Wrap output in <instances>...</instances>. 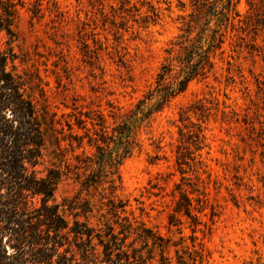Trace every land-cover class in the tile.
I'll list each match as a JSON object with an SVG mask.
<instances>
[{
	"label": "rangeland",
	"instance_id": "1",
	"mask_svg": "<svg viewBox=\"0 0 264 264\" xmlns=\"http://www.w3.org/2000/svg\"><path fill=\"white\" fill-rule=\"evenodd\" d=\"M12 1L18 71L59 121L38 166L65 171L57 200L102 174L167 231L187 193L203 264H264V0Z\"/></svg>",
	"mask_w": 264,
	"mask_h": 264
},
{
	"label": "trees",
	"instance_id": "2",
	"mask_svg": "<svg viewBox=\"0 0 264 264\" xmlns=\"http://www.w3.org/2000/svg\"><path fill=\"white\" fill-rule=\"evenodd\" d=\"M0 5V31L9 36L7 47L0 44V264H203L195 229L190 235L182 229V215L199 223L187 193L169 214L167 231L145 220L143 207L136 215L128 199L107 192L102 174H90L72 196L57 200L65 171L54 162L40 174L38 166L48 154H62L59 121L35 100L37 91L44 97L43 87L18 71L16 3Z\"/></svg>",
	"mask_w": 264,
	"mask_h": 264
}]
</instances>
